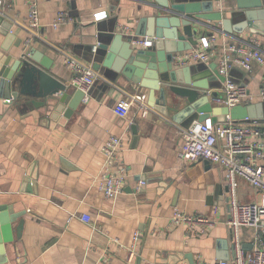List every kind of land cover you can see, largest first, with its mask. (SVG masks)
Wrapping results in <instances>:
<instances>
[{
    "label": "crops",
    "instance_id": "crops-1",
    "mask_svg": "<svg viewBox=\"0 0 264 264\" xmlns=\"http://www.w3.org/2000/svg\"><path fill=\"white\" fill-rule=\"evenodd\" d=\"M29 1L0 0V14L12 25L10 33L14 34L7 38L0 31V71L8 56L11 63L27 58L40 67L44 60L51 68L49 73L71 86L73 72L65 64L67 56L88 62L86 48L95 41L99 29L104 32L116 27L117 32L128 34L122 28L128 25L133 33L139 18L151 14L146 1L156 2L36 0L41 27L28 43L32 36L27 22ZM238 1H215L214 9L230 18L239 9ZM103 11L107 17L95 20L94 15ZM60 12L66 19L54 27ZM209 24L200 28L198 40L203 35L217 38L216 52L206 66L217 64L220 68L228 43H244L253 37L247 31L226 34L212 21ZM34 52L40 62L29 58ZM96 73V82L69 116L64 111L33 105L32 97L0 98V206L10 205L14 212H25L7 233L4 264H129L127 250L113 239L130 245L135 231L141 234L140 255L131 264H191L190 258L195 261L198 256L209 262L228 259L233 248L226 224L228 189L224 171L206 160L186 162L178 156L186 128L175 121L174 115L188 101L180 99L182 104L173 108L178 97L168 93L164 111L160 104L150 106L149 90L124 85L106 72ZM228 79L247 87L251 99L243 105L261 102L258 92L264 86V64L255 63L252 70L232 67ZM224 82L217 81L219 88L209 92L215 107L224 106L215 102L213 94L226 95ZM135 92L148 94L149 115L136 112V108L126 117L116 113L117 103ZM110 135L124 137L120 156L127 169L125 190L114 199L101 195L94 181L104 164L101 147ZM141 180L146 184L139 187ZM245 187L256 193L239 178V199L253 201ZM177 209L210 215L216 223L206 234L183 224L169 226ZM80 214L90 215L91 221H84ZM2 232L0 228L4 237ZM241 235L250 250L254 231L243 228Z\"/></svg>",
    "mask_w": 264,
    "mask_h": 264
},
{
    "label": "water",
    "instance_id": "water-1",
    "mask_svg": "<svg viewBox=\"0 0 264 264\" xmlns=\"http://www.w3.org/2000/svg\"><path fill=\"white\" fill-rule=\"evenodd\" d=\"M155 1H146L151 14L139 18L135 32H117L116 27L104 32L99 29L95 33V41L86 48L85 60L96 71L103 74L106 72L111 78L121 80L124 85L135 84L149 90L150 106L160 104L166 111L168 93L178 97L173 108L182 104L180 99L187 100L188 105H184L174 115L175 121L183 128L187 129L194 121H204L208 117L214 122H223L227 115L235 120L253 118L264 121V102L238 104L231 108L211 104L210 90L219 88L217 81L221 83L228 79L220 74L217 64L206 66L205 63H194L179 66L176 61L178 54L198 45L200 28L211 26L210 21L226 34L247 31L251 36H261L264 47V0H239V9L232 12L230 18L214 9V0ZM11 28L12 25L0 14V31L7 38L14 36L10 33ZM145 37L153 40L152 46L141 48L133 45L134 40ZM29 58L35 62L41 61L35 52L29 54ZM10 61L8 56L5 67L0 71V98L18 100L20 97H32L33 105L48 107L55 112L64 111L66 116L80 105L85 95L83 91L76 88L75 91L74 86L55 78L49 73L51 68L44 60L41 61V67L27 58H19L12 63ZM27 80L32 89L26 86ZM213 94L217 96V93ZM37 98L39 101H35ZM133 131L137 134L135 126ZM136 139L135 137L134 140ZM206 162L210 164V161ZM24 213L14 212L10 205L0 206V228L4 235L0 236V264L7 262V233L10 232L12 223ZM190 263H194L192 257Z\"/></svg>",
    "mask_w": 264,
    "mask_h": 264
},
{
    "label": "built area",
    "instance_id": "built-area-1",
    "mask_svg": "<svg viewBox=\"0 0 264 264\" xmlns=\"http://www.w3.org/2000/svg\"><path fill=\"white\" fill-rule=\"evenodd\" d=\"M222 3L225 0H214ZM1 6V3H0ZM106 11L95 14V20L107 17ZM65 13L60 12L53 22L57 27L65 21ZM27 22L32 36L34 31L41 27L39 3L36 0L28 2ZM123 30L131 34L132 27L124 25ZM134 45L148 47L153 45L151 38L145 37L133 41ZM217 38L215 35H203L198 45L191 50L176 56L179 66L194 63H208L216 52ZM65 64L72 70V85L85 95L97 79L93 65L84 62L75 56H67ZM255 63L264 64V51L262 40L253 36L248 42H230L224 48L219 72L228 77L232 67H241L252 70ZM226 95L216 96L214 100L219 105L229 108L246 103L251 99L246 86L227 79L223 86ZM258 99L264 102V86L258 92ZM146 92H135L128 98L121 99L115 106V112L121 116H128L133 108L142 111L146 116L150 113ZM124 137L110 135L101 147L104 155V164L99 174L95 177L98 192L107 199H114L125 190L127 169L121 159ZM179 158L186 162L210 161L219 165L224 171V180L228 189V214L226 224L230 231L232 255L228 259L204 261L198 256L193 264H264V123L258 119L247 118L235 120L230 115L223 122H214L212 118L204 121H194L184 129L183 142L179 149ZM239 178L248 182L255 190L257 199L242 202L238 196ZM145 180L139 182V187L145 185ZM81 219L91 221L88 214H80ZM214 217L203 213H187L179 209L170 217L169 226L183 224L188 229L201 234H206L214 226ZM250 228L254 231L253 247L246 249L242 241L241 231ZM140 232L135 231L130 245H122L117 238L113 242L128 252L127 261L133 263L140 255Z\"/></svg>",
    "mask_w": 264,
    "mask_h": 264
},
{
    "label": "rangeland",
    "instance_id": "rangeland-1",
    "mask_svg": "<svg viewBox=\"0 0 264 264\" xmlns=\"http://www.w3.org/2000/svg\"><path fill=\"white\" fill-rule=\"evenodd\" d=\"M246 188H247V187L244 188V191H246L247 193H249V191H250V193H252V194L250 195V196L252 197V199H253V200L257 199V195H256V193L254 194L253 192H251L250 188H249V190H248V189L245 190ZM240 190L243 191V188L241 187Z\"/></svg>",
    "mask_w": 264,
    "mask_h": 264
}]
</instances>
